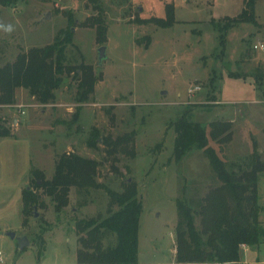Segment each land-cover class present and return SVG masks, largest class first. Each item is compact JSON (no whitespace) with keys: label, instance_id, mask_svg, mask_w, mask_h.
I'll use <instances>...</instances> for the list:
<instances>
[{"label":"rangeland","instance_id":"1","mask_svg":"<svg viewBox=\"0 0 264 264\" xmlns=\"http://www.w3.org/2000/svg\"><path fill=\"white\" fill-rule=\"evenodd\" d=\"M166 3L174 5L177 22L172 27L137 22L164 18ZM102 6L108 30L107 41L100 44L95 26L88 23L98 12L87 0H16L0 5V23L15 27L11 34L0 31V66L14 62L20 52L52 44L61 30L72 27L65 63L84 62L103 74L77 119L78 81L72 75H63L53 103L41 104L19 87L17 105L0 107L12 132L0 137V264H78L76 221L107 214L109 197L103 189L79 192L72 187L61 213L50 197L41 194L46 206L33 209L28 225H23L21 195L32 184L31 169H41L50 179L55 160L65 152L99 160L98 181L114 190L121 191L126 179L137 183L142 201L141 262L174 261L177 200L190 206L200 228L203 197L221 184L202 150L192 149L180 161L174 159L173 123L184 112L208 131L210 122H233L230 142L209 139L229 170L248 169L255 147L264 161V50L254 49L256 43H264V0L254 6L257 23L235 22L225 31V18L238 16L244 0H102ZM47 12L50 19L45 18ZM101 46H106L102 59ZM195 85L201 89L190 95L188 90ZM93 131L98 133L96 149L87 143ZM131 132L134 142L128 149L134 147L135 156L118 153L114 162L106 155L104 139ZM258 198L264 226V173L258 178ZM23 235L29 245L21 250L17 238ZM39 235L45 241L42 254ZM114 240L108 235L104 245ZM242 255V264L256 261V254ZM259 260L264 262V251Z\"/></svg>","mask_w":264,"mask_h":264},{"label":"trees","instance_id":"2","mask_svg":"<svg viewBox=\"0 0 264 264\" xmlns=\"http://www.w3.org/2000/svg\"><path fill=\"white\" fill-rule=\"evenodd\" d=\"M98 14L88 19L89 26H95L96 39L100 44L107 41V26L103 16L102 0H87ZM257 0H244L242 12L234 18H225L223 30L235 22H256L254 6ZM16 0H0V5L9 6ZM166 16L139 18L138 23H154L168 28L176 22L174 5L165 4ZM73 22L72 16L69 15ZM62 34L64 37L62 38ZM73 30H61L52 44L33 47L20 52L14 62L0 66V107L16 103V89L23 87L41 104L53 103L56 90L63 81V75L77 79L76 107L77 119L81 105L89 101L96 83L103 74H96L93 67L84 62L65 63V47L72 43ZM224 43V35L221 34ZM151 40L145 45L148 47ZM175 147L173 157L180 161L192 149L202 150L215 171L221 184L212 188L203 197L198 215L200 228L195 224V213L184 200H177L178 225L176 227V261L174 264H239L243 245L258 247L264 240V226L260 221L263 208L258 198V178L264 173V161L256 150L249 162V168L237 173L227 168L226 162L218 155L209 139L230 142L233 137V122L217 120L206 126L190 119L184 112L174 123ZM98 133L92 132L88 146L97 148ZM12 136L5 119L0 116V137ZM135 133H125L116 138L104 139L106 155L117 161L118 153L135 156ZM100 161L87 158L75 152H65L55 160V171L50 179L44 172L33 167L31 185L22 191L23 225H28V216L37 207H45L41 194L51 198L57 213L68 206L72 187L79 192L88 189H103L109 197L107 214L101 213L91 218L76 221L79 248L78 264H139V228L142 201L138 185L126 179L122 190L117 191L98 181ZM118 172L117 168H114ZM40 181V182H39ZM42 189V192H40ZM117 206L116 210L112 207ZM113 236L114 243L105 246L104 239ZM39 253L44 251V238L39 235Z\"/></svg>","mask_w":264,"mask_h":264},{"label":"crops","instance_id":"3","mask_svg":"<svg viewBox=\"0 0 264 264\" xmlns=\"http://www.w3.org/2000/svg\"><path fill=\"white\" fill-rule=\"evenodd\" d=\"M16 99H17V97H16ZM14 105H17V104H14ZM22 106L23 105L18 104L17 107L21 108ZM174 250H175L174 261H171L170 263L169 262H141L139 260V252H138V262H139V264H174L175 261H176V249H174ZM261 251H264V247H261L260 245L258 247H250V246H247V245H243L241 247V251H240V263L239 264L243 263V259H242V256H243L242 254L243 253L245 254V256L248 255L250 258H253V257H255L257 255L256 256V261L250 262L251 264L252 263H256L257 264L259 262L264 263V262H262L263 260H261V261L259 260V254H260Z\"/></svg>","mask_w":264,"mask_h":264},{"label":"water","instance_id":"4","mask_svg":"<svg viewBox=\"0 0 264 264\" xmlns=\"http://www.w3.org/2000/svg\"><path fill=\"white\" fill-rule=\"evenodd\" d=\"M140 10H141V8H140ZM50 17H51V13H50V12H47V13L45 14V18H46V19H50ZM105 50H106V46H101V47L99 48V56H100V59H102V58L105 56ZM164 93H165V92H164ZM130 181H131V180H130ZM35 210H36V208H35ZM35 212H36V211H35ZM34 215L37 216V212L34 213ZM11 236L14 237L15 234L12 233ZM17 239H18L19 248H20L21 250H24V249L29 245V239H28L27 236L23 235V236L18 237Z\"/></svg>","mask_w":264,"mask_h":264},{"label":"built area","instance_id":"5","mask_svg":"<svg viewBox=\"0 0 264 264\" xmlns=\"http://www.w3.org/2000/svg\"><path fill=\"white\" fill-rule=\"evenodd\" d=\"M254 49L264 50V43H262V42L256 43L254 45ZM200 89H201L200 85H195V86L189 88L188 93L191 95V94H194L195 92L199 91ZM2 262H3V258H2V254L0 252V263H2Z\"/></svg>","mask_w":264,"mask_h":264},{"label":"clouds","instance_id":"6","mask_svg":"<svg viewBox=\"0 0 264 264\" xmlns=\"http://www.w3.org/2000/svg\"><path fill=\"white\" fill-rule=\"evenodd\" d=\"M0 31L4 32L5 34H11L15 31V27L11 23H0Z\"/></svg>","mask_w":264,"mask_h":264}]
</instances>
